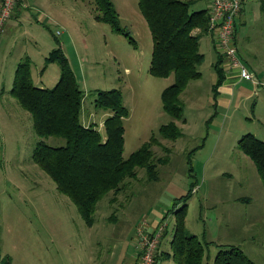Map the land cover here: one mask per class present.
Here are the masks:
<instances>
[{
	"label": "rangeland",
	"instance_id": "rangeland-1",
	"mask_svg": "<svg viewBox=\"0 0 264 264\" xmlns=\"http://www.w3.org/2000/svg\"><path fill=\"white\" fill-rule=\"evenodd\" d=\"M111 1L129 37L97 20L94 0H48L51 8L39 11L55 22L22 23L0 36V264H114L115 244L127 240L134 248L128 232L145 218L166 224L162 250L171 252L173 208L180 209L186 196L188 231L214 243L206 248L204 264H214L219 251L215 244L238 246L264 264V184L254 162L239 148L246 134L264 140V0L246 2L237 35L240 55L259 83L245 81L231 105L215 107L217 53L211 35H204L202 78L191 81L181 96L187 122H178L183 136L172 142L161 140L159 130L173 121L163 110L162 93L174 83V75L150 74L153 37L139 0ZM207 7V0H199L192 10ZM61 46L85 94L83 121L86 117L104 134L108 112L95 108L97 92L120 89L130 112L124 121V158L153 136L162 141L154 148L157 158L171 149L169 162L159 166L157 181H149L146 170L138 168L137 177L127 180L114 202L111 192L98 203L92 227L34 161L33 150L41 138L31 114L12 94L18 65L26 57L32 60L35 85L55 87L61 69L47 59ZM205 136L190 171L189 152ZM42 140L52 146L65 144L52 137ZM243 197L250 201L233 206L234 199ZM252 221L257 226L252 227ZM158 264L178 263L160 255Z\"/></svg>",
	"mask_w": 264,
	"mask_h": 264
},
{
	"label": "trees",
	"instance_id": "trees-1",
	"mask_svg": "<svg viewBox=\"0 0 264 264\" xmlns=\"http://www.w3.org/2000/svg\"><path fill=\"white\" fill-rule=\"evenodd\" d=\"M198 1L139 0L140 10L153 37L150 74L157 78L172 75L175 78L174 83L162 93L163 110L173 118L159 130L161 140L168 142L183 136L178 122L186 123L187 120L183 116L181 96L191 81L202 78L200 67L206 57L200 50V40L210 34L209 7L192 10ZM94 3L99 12L98 21L109 23L115 31L130 36L121 27L118 12L111 0H94ZM215 49L218 56L213 99L217 107L219 88L226 81L227 72L234 69L225 67L224 56ZM47 60L56 62L61 69V77L55 87L40 88L35 85L32 60L26 57L18 65L12 94L22 108L31 114L35 132L41 138L33 150L34 161L55 182L59 192L77 206L86 224L92 227L97 205L106 195L113 192L114 202L116 196L127 188V180L137 177L138 168L146 170L149 181H157L159 166L169 162L171 149L165 148L166 155L157 158L154 148L162 141L153 136L129 158H124V121L130 112L124 105L122 90L97 92L95 108L110 113L104 121L103 134L95 124L86 125L82 120L85 94L62 46L55 49ZM51 137L63 139L65 144L52 146L42 140ZM207 138L203 137L201 143L189 152L192 155L187 159L190 171L195 154L204 147ZM239 148L254 162L264 184V140L254 134H246L239 140ZM195 188L196 185L193 190ZM188 197L183 198L185 204L180 209H177V205L173 208L176 219L171 242L172 257L178 264H204L206 248L210 249L214 243L202 241L188 231ZM215 245L219 251L214 264H260L238 246ZM8 264L11 262L8 261Z\"/></svg>",
	"mask_w": 264,
	"mask_h": 264
},
{
	"label": "built area",
	"instance_id": "built-area-1",
	"mask_svg": "<svg viewBox=\"0 0 264 264\" xmlns=\"http://www.w3.org/2000/svg\"><path fill=\"white\" fill-rule=\"evenodd\" d=\"M209 3V33L218 52L224 56L225 67L237 69L241 79L259 83L255 73L242 59L237 44V24L248 0H207ZM20 0H0V36L7 29ZM59 33V31L57 32ZM144 219L138 227L139 247L138 264H158L160 261V244L166 231L162 223L153 232L147 229Z\"/></svg>",
	"mask_w": 264,
	"mask_h": 264
},
{
	"label": "crops",
	"instance_id": "crops-1",
	"mask_svg": "<svg viewBox=\"0 0 264 264\" xmlns=\"http://www.w3.org/2000/svg\"><path fill=\"white\" fill-rule=\"evenodd\" d=\"M43 8L44 9H50L51 8L48 5V0H20V6L16 10L15 14L13 15V18L10 20L8 27L6 29V33L8 31H11L12 28H15V29L21 28L22 23L33 24L32 23L33 21H37V22H41V23H46L47 21L52 22V23L55 22V19L52 16L48 15L46 12L42 13L39 11V9H43ZM33 9H36V10H33ZM242 16H243V14L241 13V16L238 20V27H239V22H242ZM212 44H213V41H212ZM213 46H214V44H213ZM214 49H215V46H214ZM215 51H216V49H215ZM216 53H217V51H216ZM217 56H218V53H217ZM216 60H217V58H216ZM127 72L130 73L129 68L127 69ZM242 84H246V82H245V80L241 79V76L237 70L227 72L226 81L219 88L220 94L217 98L218 106H222V105L229 106V105H231L232 101L237 96H239V93H238L239 90L238 89L241 87ZM109 115H110V113H107L105 116H109ZM84 123L86 125L90 124V122L87 120L86 117H85ZM195 191L199 192L198 188ZM242 201L249 202L250 198L249 197L236 198V199H234V205L233 206H238V204H240V202H242ZM145 219L147 220V223H148V227H147L148 229L147 230L149 232H153L156 229L158 223H155V222L150 223V222H148L147 218H145ZM118 220H119V218H116V221H118ZM253 220L254 221L256 220V222H257L259 220V218H254ZM254 221H252V223H253L252 227L257 226V224H255ZM136 226H137V228H136ZM136 226L134 227V229L131 232H128V236H127L128 239L132 238V240L134 242L133 243L134 248L127 240H123L122 242L115 244L114 250L112 251V257H113L112 261L114 264H138L139 263V259H138L139 258L138 254L140 251L139 235H138L139 224ZM135 228H136V231H135ZM174 230H175V227H174ZM248 230H249V228H248ZM236 231H239V227L236 229ZM166 234H167V229L164 233L163 238L166 236ZM121 237L123 238V236H121ZM124 237H125V235H124ZM163 238H162V240H163ZM172 240H171V242H172ZM162 245L163 244L161 241V244H160L161 258L166 257L170 261V257H172V250H171V252L165 253L162 250ZM130 248H133L134 251H130ZM251 251L253 252L252 248H251ZM247 255L251 259L254 260V258L251 256L252 254H250V252Z\"/></svg>",
	"mask_w": 264,
	"mask_h": 264
}]
</instances>
